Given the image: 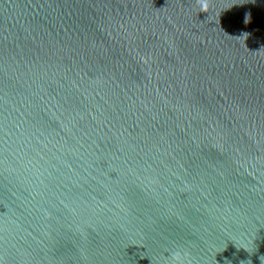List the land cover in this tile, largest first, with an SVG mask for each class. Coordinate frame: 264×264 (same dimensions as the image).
<instances>
[{
	"label": "water",
	"instance_id": "obj_1",
	"mask_svg": "<svg viewBox=\"0 0 264 264\" xmlns=\"http://www.w3.org/2000/svg\"><path fill=\"white\" fill-rule=\"evenodd\" d=\"M0 264H264V0H0Z\"/></svg>",
	"mask_w": 264,
	"mask_h": 264
}]
</instances>
